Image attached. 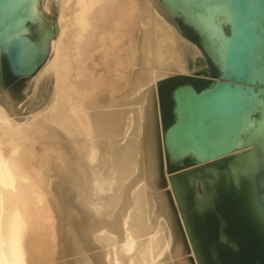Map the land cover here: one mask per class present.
I'll return each mask as SVG.
<instances>
[{"label": "bare ground", "instance_id": "obj_1", "mask_svg": "<svg viewBox=\"0 0 264 264\" xmlns=\"http://www.w3.org/2000/svg\"><path fill=\"white\" fill-rule=\"evenodd\" d=\"M51 8L33 77L35 90L52 83L48 102L17 117L0 95V264H198L162 189L173 191L157 81L193 73L202 50L161 0H33L30 19L43 25ZM258 97L232 169L264 158ZM221 157L199 161L200 173L214 178Z\"/></svg>", "mask_w": 264, "mask_h": 264}, {"label": "water", "instance_id": "obj_2", "mask_svg": "<svg viewBox=\"0 0 264 264\" xmlns=\"http://www.w3.org/2000/svg\"><path fill=\"white\" fill-rule=\"evenodd\" d=\"M161 1L180 33L217 71L199 88L179 77L169 93V121L161 99L166 83L157 86L166 170L194 256L198 264H264V158L254 154L232 169L236 155L229 154L258 95L264 96V0ZM32 3L0 0V53L6 64L0 75L12 102L22 99L16 87L46 59L49 26L21 32L36 24L30 19ZM217 157L209 179V171L200 173L206 169L199 161Z\"/></svg>", "mask_w": 264, "mask_h": 264}, {"label": "rangeland", "instance_id": "obj_3", "mask_svg": "<svg viewBox=\"0 0 264 264\" xmlns=\"http://www.w3.org/2000/svg\"><path fill=\"white\" fill-rule=\"evenodd\" d=\"M43 17H44L43 18L44 22L42 21L43 25L49 26V28L52 29L53 26L55 25V23H56L55 21L57 19L56 12L53 10V8H51V10L49 12H47ZM166 17L169 19V21L171 23H173V25L178 29V31L181 32L180 25H179L178 21L173 19L169 14H167ZM30 29H38V24L30 25ZM54 33L55 32H53V35H55ZM195 63L197 64L196 65L197 69L193 73H191V72L187 73V74L177 73V74L165 76L163 78H160L157 81V86H158V84L163 82V83H166V88L171 90L173 86H175L178 82H180L179 77H185L186 79L195 81L200 86H203L204 84L212 82L215 79V75L212 73V69L210 68L209 62H208L207 58L205 57V55H204L203 59L201 58L200 61H195ZM189 66L191 68L193 67L191 60H189ZM3 67H6V64H5L4 59L2 57H0V68H3ZM141 67H142V62L139 61L138 64L135 66V69H140ZM35 74L36 73H34L31 76L24 77L23 85L16 87V93L22 98L20 101L13 102V109L15 110L17 117H25L27 115H30V113L33 110L45 105L50 98L52 83L44 81L35 90V85L33 82V77L35 76ZM5 92L6 91H5V88H4V85L2 82V78L0 75V95H2L3 97H6ZM11 100H12V98H11ZM169 118L170 117L168 116L167 121H169ZM162 128L163 129L165 128V124L162 125ZM167 172H168V174H170L169 171H167ZM165 186L166 185L164 184L162 186V189L166 191L168 200H169L170 204L172 205V207H174L173 210L177 214L178 213L177 212L178 205H177V201L173 195L174 193L172 191V188H169L170 186L169 187L168 186L165 187ZM178 215L180 216V214H178ZM178 215H177V222H178V225H179L180 230H181V222H180L181 218H179ZM188 247H189V249H192L190 246H188Z\"/></svg>", "mask_w": 264, "mask_h": 264}, {"label": "flooded vegetation", "instance_id": "obj_4", "mask_svg": "<svg viewBox=\"0 0 264 264\" xmlns=\"http://www.w3.org/2000/svg\"><path fill=\"white\" fill-rule=\"evenodd\" d=\"M185 33L190 38L195 39L194 34L188 28H186V27H185ZM210 68L212 69V73L216 77L217 76L216 69L214 67H212V66H210ZM192 83L197 88L200 87V85L197 82L192 81ZM169 93H170V90L168 88H163L162 91H161V99H162L163 111H164V115H165L166 118H168V116H170V109H171V100L169 98Z\"/></svg>", "mask_w": 264, "mask_h": 264}]
</instances>
